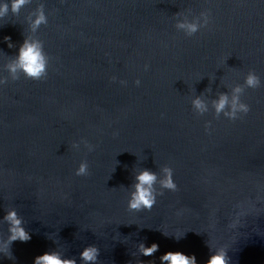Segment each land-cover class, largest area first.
Masks as SVG:
<instances>
[{
  "label": "water",
  "instance_id": "95a60500",
  "mask_svg": "<svg viewBox=\"0 0 264 264\" xmlns=\"http://www.w3.org/2000/svg\"><path fill=\"white\" fill-rule=\"evenodd\" d=\"M39 10L48 23L33 30ZM202 11L210 22L193 36L177 27L203 24ZM0 25V238L13 209L31 235L0 264L51 251L84 264L90 245L98 264H161L169 251L207 264L208 242L230 264H264V0H30ZM25 39L48 57L42 80L8 70ZM249 71L261 79L241 96L249 113L217 116ZM81 162L87 176L75 175ZM165 167L177 191L129 211L137 173L163 179Z\"/></svg>",
  "mask_w": 264,
  "mask_h": 264
},
{
  "label": "clouds",
  "instance_id": "9594fccd",
  "mask_svg": "<svg viewBox=\"0 0 264 264\" xmlns=\"http://www.w3.org/2000/svg\"><path fill=\"white\" fill-rule=\"evenodd\" d=\"M30 0H0V20H3L9 14L18 15L22 8H24ZM203 18V24L199 23H180L177 25L179 29L186 32L188 36H193L202 28H205L210 22V13L202 11L200 13ZM48 19L43 10H39L32 19L33 30L38 29L42 24H47ZM2 27V25H0ZM5 41H10L11 37L5 36ZM12 45L9 43L8 45ZM48 57L44 52L43 45L39 41H32L25 39L23 44L19 48V53L13 64L8 66V70L13 74V79L18 80L19 77L15 74L22 72L26 79L42 80L47 76L48 70ZM147 70V65L145 66ZM8 81L6 79H0V87L5 85ZM121 84H125V81H120ZM136 85H140V81H135ZM261 86L260 77L254 72L249 71L244 77L243 86H236L233 89L231 99L226 94H221L218 101L214 102V109L217 116L221 113L230 120L235 121L242 119L244 115H247L250 111L248 104L241 101V96L246 88L256 89ZM193 107L197 114L203 115L207 112V105L200 99L193 100ZM210 128V122L205 125V130ZM88 151L93 150V146L88 144L87 141H81ZM79 143H73V149H79ZM163 179H160L156 173L143 169L135 176V184L132 186L133 191L130 194V198L127 202V208L129 211L139 212L141 210H151L157 203V197L164 194V190L171 192L177 191V184L173 179V169L171 167H165L163 170ZM89 174V165L85 162H81L75 170L76 176H87ZM159 182L158 191L156 188ZM3 222L8 224L9 235L7 239L0 238V257H7L12 259L11 245L15 241L27 242L31 239L29 232L23 227V220L18 213L13 209L7 211L3 217ZM237 225H233L236 227ZM165 236L168 233H163ZM175 239L179 241L184 233H177L174 235ZM210 249V256L207 264H230V257L228 256V248L224 246L215 247L210 242L207 245ZM159 250V245L153 243L150 247H146L144 244L139 245V252L141 255L149 257ZM99 249L90 245L83 249L80 253V259L84 264H98ZM161 264H197L195 255H186L182 252H166L160 258ZM34 264H76V261L71 258H64L58 251L46 252L43 255L37 256L34 259Z\"/></svg>",
  "mask_w": 264,
  "mask_h": 264
}]
</instances>
